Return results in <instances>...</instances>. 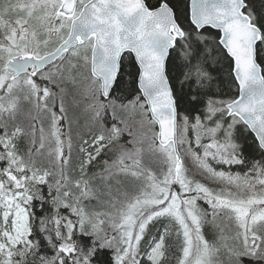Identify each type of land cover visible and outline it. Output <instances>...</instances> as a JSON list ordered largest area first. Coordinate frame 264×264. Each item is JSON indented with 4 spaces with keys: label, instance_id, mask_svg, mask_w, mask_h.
<instances>
[{
    "label": "snow or ice",
    "instance_id": "6c2138e0",
    "mask_svg": "<svg viewBox=\"0 0 264 264\" xmlns=\"http://www.w3.org/2000/svg\"><path fill=\"white\" fill-rule=\"evenodd\" d=\"M185 20L168 0H0V264H264V0H190ZM173 53L194 119L180 116ZM220 58L227 98L211 92ZM69 83L89 121L75 165Z\"/></svg>",
    "mask_w": 264,
    "mask_h": 264
},
{
    "label": "trees",
    "instance_id": "16d2710c",
    "mask_svg": "<svg viewBox=\"0 0 264 264\" xmlns=\"http://www.w3.org/2000/svg\"><path fill=\"white\" fill-rule=\"evenodd\" d=\"M145 3L149 8H153L157 5L158 0H144ZM170 6H172L181 23H186L185 20V5L188 4V0H168ZM257 5L259 4V0H256ZM176 53H173V57L168 60L167 62V75L170 78L171 81V86L177 96L178 99V109L180 112L181 118L186 114L190 118L194 119L195 114L197 111H202L199 106L196 108H193L189 105L188 103V97H187V92L188 89L185 87L183 91H181V86H180V80L178 77L180 76L179 69L177 67H174V65H177L179 61L176 59ZM130 55H125L124 56V74L121 76V85L119 86V90L122 94L127 95L128 90L133 86V81L135 80L136 73H137V68L136 65L133 61V59H129ZM67 68V65H65ZM211 68L213 69L211 71L212 75V82H211V92L214 96L217 97H224L227 98L229 96L235 95L236 90L232 86V80L229 76V63L227 60L220 58V63L218 64H212ZM67 74V73H66ZM77 80L79 81V87L83 89L85 86V82L83 80V76L79 73H77ZM68 87V95L66 97V107L68 108V116L70 119H72V140H73V152H72V157H73V165H75L76 160H77V151H78V146L80 143V136H87L89 132V121L88 117L83 113V105H77L73 101V96H76L77 99H80L78 94L76 93V89L73 88V86L69 83L67 85ZM31 106L27 104L25 101L21 100L20 103V111L17 116V123L23 124L25 127H27L30 124V119L27 116V113L30 111ZM33 114H35L33 112ZM121 118L127 121L128 127L131 129V132L133 135L140 136L142 134V128L139 124L140 117L136 114L132 113H122ZM41 119L45 120V125L47 123L46 119L41 117ZM107 121L109 125L112 123L111 115L109 114L107 117ZM39 127V125H37ZM65 131H67V123L64 125ZM95 131V129H93ZM132 139V136L129 135V132L126 130L123 133L121 143L125 144L128 147H131L130 144L127 142ZM145 149L147 148V145H144ZM103 159V158H101ZM145 160L146 162H150L151 166L155 169H159L161 166L160 161L157 157L152 156L146 152L145 155ZM98 169H93V171H96ZM232 171H246L245 168H241L237 166L236 168H233ZM217 224L224 229V235L226 237H230L229 232L231 231L232 236L234 235V230L230 226L229 222L227 221L226 218L221 217L217 220ZM160 226L157 225L156 228L152 229V232L155 233L157 231V228ZM230 230V231H229ZM206 234L208 235L209 239L212 238V228L210 226H206L205 228ZM231 243V240L228 241ZM223 243V242H221ZM170 258L169 261L166 262V264H175V259L172 253L169 254ZM225 264H226V259H224ZM145 264H147L145 262ZM245 264H248V261H245Z\"/></svg>",
    "mask_w": 264,
    "mask_h": 264
},
{
    "label": "rangeland",
    "instance_id": "374dc122",
    "mask_svg": "<svg viewBox=\"0 0 264 264\" xmlns=\"http://www.w3.org/2000/svg\"><path fill=\"white\" fill-rule=\"evenodd\" d=\"M230 231V230H229ZM229 234H230V236H232V233H231V231L229 232ZM221 259L222 260H224V259H226V257H224L223 255L221 256ZM145 262L147 263V261L145 260Z\"/></svg>",
    "mask_w": 264,
    "mask_h": 264
},
{
    "label": "water",
    "instance_id": "95a60500",
    "mask_svg": "<svg viewBox=\"0 0 264 264\" xmlns=\"http://www.w3.org/2000/svg\"><path fill=\"white\" fill-rule=\"evenodd\" d=\"M190 3V0H189V2H188V4ZM125 54H129V53H125ZM124 54V55H125ZM131 55V54H130ZM133 61H134V57H133ZM168 62V61H167ZM134 63H135V61H134ZM136 65V64H135ZM137 67V66H136ZM138 70V69H137Z\"/></svg>",
    "mask_w": 264,
    "mask_h": 264
}]
</instances>
